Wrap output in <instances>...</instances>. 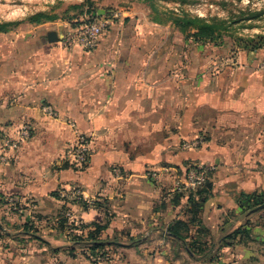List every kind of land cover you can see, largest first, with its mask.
<instances>
[{
	"label": "crops",
	"instance_id": "crops-1",
	"mask_svg": "<svg viewBox=\"0 0 264 264\" xmlns=\"http://www.w3.org/2000/svg\"><path fill=\"white\" fill-rule=\"evenodd\" d=\"M94 1L102 17L107 3L119 0ZM129 4L123 15L139 11L134 1ZM121 26L114 24L87 52L49 42L48 32L60 36L50 30L40 38L23 37L22 48L15 45L6 54L0 64V133L14 136L24 120L39 131L45 124L39 104L48 100L58 104L62 117L77 119L100 147L82 172L49 174L63 146H38L37 139L14 148L0 143V194L40 197L46 179L78 181L93 193L101 178L109 208L106 233L135 239L117 264H188L194 259L186 250L173 252L184 242L167 229L177 219H189L192 201L200 203V222L188 225L186 240L215 249L235 228L251 224L244 197L264 198V46L240 63L220 67L213 78L199 74L196 87L188 89L183 80L163 78L154 52L143 44L145 35L122 32ZM58 123L55 132L63 124ZM197 163L212 169L208 185L189 197L176 187L186 167ZM79 213L87 222L100 218L94 209ZM136 246L147 252L138 253ZM206 250L199 261L214 257Z\"/></svg>",
	"mask_w": 264,
	"mask_h": 264
},
{
	"label": "rangeland",
	"instance_id": "rangeland-1",
	"mask_svg": "<svg viewBox=\"0 0 264 264\" xmlns=\"http://www.w3.org/2000/svg\"><path fill=\"white\" fill-rule=\"evenodd\" d=\"M89 1L0 0V64L4 63L7 53L13 52L15 45L22 48L23 37L40 38L50 30L63 35L71 27L101 17L97 14L96 2ZM133 1L139 11L124 16L123 12L128 11L129 2ZM104 9L103 17L108 19V25L103 33L121 23L122 32H137L138 37L145 35L143 44L154 52L152 61L163 68V78L183 80L188 89L196 87L199 74L213 78L220 67L226 69L231 63H240L251 51L264 46V0H119L116 5L108 2ZM38 13L46 14L50 20L31 21L30 17ZM179 18L182 21L177 24ZM187 18L200 22L188 24ZM202 22L215 26L208 37L195 35ZM55 104L48 100L39 104L45 118L39 131L31 121L24 120L14 136L1 132L0 143L19 146L21 142L37 139L38 146H63L57 157L59 163H50L48 173L52 174L53 169L82 172L90 165L95 148L100 146H93V136L84 131L77 119L69 115L62 117ZM42 106L51 107L55 116L44 113ZM59 120L63 124L55 132L54 123ZM24 124L30 127L27 137L18 133ZM60 127L63 132L57 133ZM81 136H85L88 146L84 163L75 160ZM102 181L101 178L97 180L99 186L93 193L78 181L68 179L51 183L46 179V191L40 197L0 194V264H117V257L135 239L119 235L109 237L106 233L110 220ZM87 209L98 211L100 218L89 222L82 220L79 212ZM250 218L248 232L238 241L223 237V246L218 248H191L194 260L188 264H264V208L260 215L251 213ZM103 224L106 225L101 229ZM90 232L95 240L111 243L117 240L118 243L92 248ZM228 240L232 242L228 244ZM147 249L138 247L137 252L144 254ZM203 249H207V257H214L199 261L205 252ZM154 250L149 253H155ZM177 250L186 254L181 246L173 248L174 253Z\"/></svg>",
	"mask_w": 264,
	"mask_h": 264
},
{
	"label": "built area",
	"instance_id": "built-area-1",
	"mask_svg": "<svg viewBox=\"0 0 264 264\" xmlns=\"http://www.w3.org/2000/svg\"><path fill=\"white\" fill-rule=\"evenodd\" d=\"M108 25V19L105 17H98L90 22H83L79 25L69 28L59 38L58 42L65 48L79 47L81 49L90 51L97 47L99 39L103 31ZM41 110L48 114L54 115L55 112L49 106H42ZM30 127L26 124L20 127L18 131L21 137H27L29 135ZM8 143V142H7ZM79 146L75 149V160L79 163H84L87 160V139L85 136H81ZM16 143L7 144L9 147H16ZM212 166L205 163H197L190 165L184 173L182 181L177 184L176 189L181 192L193 193L197 189L201 188L210 173ZM117 171V170H116ZM118 172V171H117ZM152 178H157L158 173L156 171H150L147 173Z\"/></svg>",
	"mask_w": 264,
	"mask_h": 264
},
{
	"label": "trees",
	"instance_id": "trees-1",
	"mask_svg": "<svg viewBox=\"0 0 264 264\" xmlns=\"http://www.w3.org/2000/svg\"><path fill=\"white\" fill-rule=\"evenodd\" d=\"M86 1L90 3L89 0H86ZM87 8H88V6H87ZM41 18H45L47 20H50L48 18V16H46V14H43V13H38V14H35V15L31 16L30 20L33 21V22H38ZM181 21H182V18H179V19H177L176 23L178 24ZM185 21L187 23L189 22L191 24L192 23H196V22H200L199 19H195V18H187V19H185ZM214 27L215 26L212 25V24H208V23L202 22V23H200V25L197 26L195 35L199 36V37H208L209 35H211L213 33ZM206 184L208 185L207 180H206L204 185H206ZM204 185L202 187H204ZM202 187L197 189L193 193L199 194L201 192V190L204 189ZM193 193H188L189 197H191ZM244 202L248 203L246 211L250 212L252 209H254L257 206H259L262 203H264V198L258 199L255 194H251V195H246L244 197ZM199 205H200V203H199L198 200L192 201L191 206H190V208L188 210L189 213H190L189 219L187 221L182 220V219H177L167 229V231H168V233L170 235H173V236L179 238L180 240H182L184 242V249L192 257L194 255V252H193V250L191 248H194V247L203 248L200 245L201 242L198 239H196V238L190 237L189 241L186 240V238L188 237V235H187L188 234V229H189L188 225L189 224L190 225L191 224H196V223L200 222L199 219H198ZM257 211H260V210H257ZM104 225H106V224H103V226H101V229L104 228ZM93 226H94V223H93ZM249 226H250V224L248 222H245L243 225L235 228L233 231H231L230 233L225 235L224 238H226V239L229 238V239H232L234 241H238L241 238V235L243 233H247L248 232ZM184 232H187V234H184ZM130 240H133V239L130 238ZM89 241L91 243L90 247H92V248H97V247H102V246H110V245L118 243L117 240H112V241H115V243L101 242L99 240H95L94 234L92 232L89 233ZM105 243H106V245H105Z\"/></svg>",
	"mask_w": 264,
	"mask_h": 264
},
{
	"label": "water",
	"instance_id": "water-1",
	"mask_svg": "<svg viewBox=\"0 0 264 264\" xmlns=\"http://www.w3.org/2000/svg\"><path fill=\"white\" fill-rule=\"evenodd\" d=\"M97 14H98V16L101 15L100 10H97ZM61 36H62V34H60V36H57L54 32L50 31V32L47 33V40L49 42L57 41V40H59V38H61ZM263 208H264V203H262L261 205L257 206L256 208L252 209L249 212V214L253 213V212H256L257 210H261Z\"/></svg>",
	"mask_w": 264,
	"mask_h": 264
}]
</instances>
